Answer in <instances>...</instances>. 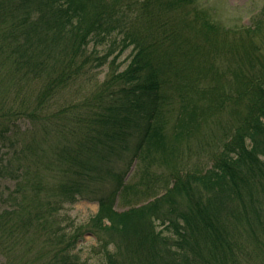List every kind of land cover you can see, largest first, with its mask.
Returning a JSON list of instances; mask_svg holds the SVG:
<instances>
[{"label":"trees","instance_id":"obj_1","mask_svg":"<svg viewBox=\"0 0 264 264\" xmlns=\"http://www.w3.org/2000/svg\"><path fill=\"white\" fill-rule=\"evenodd\" d=\"M259 15L229 26L198 0H0L4 264H83L88 231L98 264H264ZM83 198L99 203L86 224L66 211Z\"/></svg>","mask_w":264,"mask_h":264},{"label":"rangeland","instance_id":"obj_2","mask_svg":"<svg viewBox=\"0 0 264 264\" xmlns=\"http://www.w3.org/2000/svg\"><path fill=\"white\" fill-rule=\"evenodd\" d=\"M199 5L211 12V14L223 22L224 25H251L256 18L259 16L261 11L264 9V0H198ZM257 16V17H256ZM103 46H99L100 54L104 53ZM93 46L91 45L89 50L92 51ZM132 54V48L126 51L120 52L117 49L112 55H109L105 62L98 66L94 71V78L90 84H88L83 90L89 93L91 91L93 83H101L110 72L111 61L115 58V64L120 68L124 69L130 62ZM84 94V93H83ZM82 96V95H81ZM20 129L32 127L33 124L28 121H19ZM38 138L40 139L42 133L37 132ZM9 145L0 144V165L3 156H6L8 152H11ZM4 152H7L4 154ZM137 163H133L132 169L127 177V180L132 179L136 181L139 178V169L136 167ZM13 188L12 180L4 177H0V209L6 205V197ZM99 203L93 199H80L74 204L70 205L66 211L75 220L76 223H88L91 217L97 212ZM129 208L128 205L122 203L119 199L116 202V209L124 210ZM93 246L100 249L97 243V239L91 232L85 233L81 241L79 242L76 251L80 252L83 264H98L102 254L94 253ZM112 248V246H110ZM98 251V250H97ZM103 253V252H102ZM6 257L0 252V264H4Z\"/></svg>","mask_w":264,"mask_h":264}]
</instances>
